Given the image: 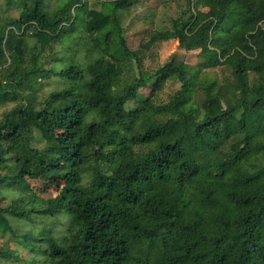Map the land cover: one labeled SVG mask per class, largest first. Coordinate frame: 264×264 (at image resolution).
I'll return each instance as SVG.
<instances>
[{
	"label": "trees",
	"instance_id": "trees-1",
	"mask_svg": "<svg viewBox=\"0 0 264 264\" xmlns=\"http://www.w3.org/2000/svg\"><path fill=\"white\" fill-rule=\"evenodd\" d=\"M94 1H0V237L37 264H264V0H189L138 50L146 0ZM170 40L199 65L145 71Z\"/></svg>",
	"mask_w": 264,
	"mask_h": 264
},
{
	"label": "rangeland",
	"instance_id": "rangeland-1",
	"mask_svg": "<svg viewBox=\"0 0 264 264\" xmlns=\"http://www.w3.org/2000/svg\"><path fill=\"white\" fill-rule=\"evenodd\" d=\"M1 1V0H0ZM69 0H52V10L58 9L61 5ZM91 6H95L94 0H88ZM189 0H146L138 7H136L131 15L125 19L124 27L128 46L131 50H138L140 44L145 35L153 30H163L171 26L172 20L179 17H187L191 10ZM17 16L18 12H13ZM87 44H84L82 48L85 51ZM82 58L83 54L80 55ZM177 58L185 61L192 66H198L200 63V57L198 51L187 52L179 46V42L176 40H170L158 45L150 57L144 60L142 68L145 71L155 73L161 66L169 62L170 60ZM212 77H217L220 80H224L229 75V70L224 67L206 69ZM138 74V71L135 72ZM51 82L45 83L40 90L39 98L42 99L44 94H48L53 90ZM180 84L176 81H170L167 83L162 92L158 95L160 102L168 101L170 95L172 96L178 89ZM142 92L148 94L150 90H142ZM13 104H7L0 107V118L2 113L12 107ZM222 102L216 104L215 111L219 112L224 109ZM39 146V144H36ZM226 158L227 154L224 152L221 156ZM35 185L32 183V186ZM0 196H3L0 195ZM12 196V194H9ZM47 196V195H45ZM8 200L0 201V205L4 206ZM9 247L13 250H18L20 260H9L5 264H37L33 261V255L27 249L22 248L19 244L10 241V235L7 234L4 237H0V247Z\"/></svg>",
	"mask_w": 264,
	"mask_h": 264
}]
</instances>
